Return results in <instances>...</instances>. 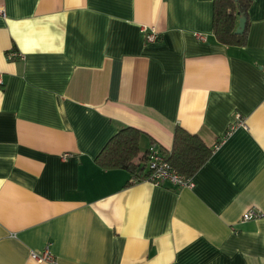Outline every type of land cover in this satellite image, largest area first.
<instances>
[{
	"label": "crops",
	"instance_id": "1",
	"mask_svg": "<svg viewBox=\"0 0 264 264\" xmlns=\"http://www.w3.org/2000/svg\"><path fill=\"white\" fill-rule=\"evenodd\" d=\"M249 2L241 47L217 42L211 0H0V264L46 247L57 264H264V0ZM124 127L142 154L169 152L176 127L198 136L212 153L193 188L100 167Z\"/></svg>",
	"mask_w": 264,
	"mask_h": 264
},
{
	"label": "trees",
	"instance_id": "2",
	"mask_svg": "<svg viewBox=\"0 0 264 264\" xmlns=\"http://www.w3.org/2000/svg\"><path fill=\"white\" fill-rule=\"evenodd\" d=\"M213 4L212 33L217 42L225 46H245L248 34L247 12L249 0H211ZM246 19L244 32L235 35L238 21ZM141 132L132 127H124L114 134L99 153L96 162L103 169H120L128 172L133 179L143 180L149 175L148 153L139 148ZM169 165L184 177L192 178L209 160L211 149L202 140L176 127L169 152L153 143Z\"/></svg>",
	"mask_w": 264,
	"mask_h": 264
},
{
	"label": "built area",
	"instance_id": "3",
	"mask_svg": "<svg viewBox=\"0 0 264 264\" xmlns=\"http://www.w3.org/2000/svg\"><path fill=\"white\" fill-rule=\"evenodd\" d=\"M3 15V11L0 10ZM145 41L147 43H154L158 40V34L154 28L144 29ZM200 40H204L202 36H198ZM21 59L22 56L17 52H11L7 55L8 60ZM2 83L0 78V84ZM148 170L149 175L144 181L151 182L155 186H161L166 183L175 188H193L194 183L192 178L184 177L178 171L173 169L165 160L164 156L155 147L149 148L148 153ZM261 217V213L254 210L245 212L242 216V221L256 220ZM31 259L38 264H57L55 257L52 255L50 248L46 247L40 252L31 253Z\"/></svg>",
	"mask_w": 264,
	"mask_h": 264
},
{
	"label": "water",
	"instance_id": "4",
	"mask_svg": "<svg viewBox=\"0 0 264 264\" xmlns=\"http://www.w3.org/2000/svg\"><path fill=\"white\" fill-rule=\"evenodd\" d=\"M245 24H246V19L244 17H241L238 21V26L235 30V35H241L244 32Z\"/></svg>",
	"mask_w": 264,
	"mask_h": 264
}]
</instances>
